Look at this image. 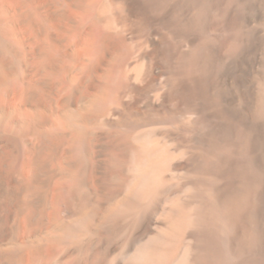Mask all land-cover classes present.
Wrapping results in <instances>:
<instances>
[{"label": "bare ground", "instance_id": "bare-ground-1", "mask_svg": "<svg viewBox=\"0 0 264 264\" xmlns=\"http://www.w3.org/2000/svg\"><path fill=\"white\" fill-rule=\"evenodd\" d=\"M0 42L54 264H264V0H0Z\"/></svg>", "mask_w": 264, "mask_h": 264}, {"label": "rangeland", "instance_id": "rangeland-1", "mask_svg": "<svg viewBox=\"0 0 264 264\" xmlns=\"http://www.w3.org/2000/svg\"><path fill=\"white\" fill-rule=\"evenodd\" d=\"M134 34L136 35V33ZM2 47L6 48L5 46L0 45V50L4 49ZM12 49L13 52L11 53V56L7 53V55L4 54V61L6 63L9 77L13 74H21V68L19 67L23 66L22 64L21 66L20 63H17L19 61L18 58H15V54H17V52L15 51V48ZM10 50L11 48L9 49V52ZM37 60L31 59V64L30 62L29 64L27 63L28 68L23 67L21 70H24L25 68L28 69L26 70L27 73H36V66H38V64H36V62H38ZM106 60H111V57L108 59L106 58ZM107 61H105V63H101V65H106ZM27 64L25 65L27 66ZM29 69L32 70L29 71ZM36 74L43 73L39 70V73L37 72ZM14 77L16 78V76L10 77V80L12 81H8L10 84L7 82L9 87L16 82ZM15 84L17 85V82ZM11 87H13V85ZM32 104L33 103H30V107L25 106L26 109L34 107ZM38 105L39 104H35L36 108L41 106L39 105L38 107ZM40 123L41 122L37 123L38 125L28 124L30 130L28 131L27 129L26 139L31 141L33 136L39 133V131L36 130L40 129ZM33 133L35 134L33 135ZM10 144L4 149L5 165L2 166V170L5 177L6 187L11 190H16L17 194L13 199L0 198V264H54V257L60 252L61 247L53 236V227L48 225L49 222L47 223L46 221L42 222V220H39L37 222H33L34 219H31L33 214H31L25 196L26 185L19 180L18 177H16L18 176L16 172L20 166L28 163L29 153L27 151L28 149H26L27 146L24 142H20L19 139H17L14 144ZM40 254L43 256L39 257ZM51 258L53 263L50 261ZM55 264H57V262H55Z\"/></svg>", "mask_w": 264, "mask_h": 264}]
</instances>
